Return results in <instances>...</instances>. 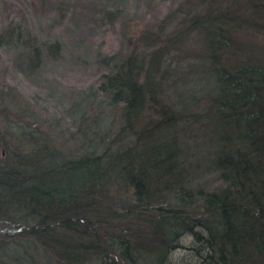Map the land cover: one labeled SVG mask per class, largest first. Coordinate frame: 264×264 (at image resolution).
<instances>
[{
	"label": "trees",
	"instance_id": "obj_1",
	"mask_svg": "<svg viewBox=\"0 0 264 264\" xmlns=\"http://www.w3.org/2000/svg\"><path fill=\"white\" fill-rule=\"evenodd\" d=\"M25 27L0 42L37 69L61 44ZM139 38L72 104L74 145L0 140V264H264V0H181Z\"/></svg>",
	"mask_w": 264,
	"mask_h": 264
},
{
	"label": "rangeland",
	"instance_id": "obj_2",
	"mask_svg": "<svg viewBox=\"0 0 264 264\" xmlns=\"http://www.w3.org/2000/svg\"><path fill=\"white\" fill-rule=\"evenodd\" d=\"M10 1L0 0V33L5 22L21 23L36 36L37 44L47 42L51 45L57 40L61 44L59 52L52 46L44 48L37 69H29L24 62L16 59L18 50L13 44L0 42V140H4V145L14 150L26 137L35 135L49 137L62 148L74 145L75 141L70 137L74 127L71 123V116L74 115L72 104L78 105L82 101L84 105L90 104L91 89L97 88L96 81L109 69V62L115 57L122 59L132 53L140 44L142 32L146 29L152 32L157 23L167 18L181 2L19 0L22 6L14 4L15 7L10 8L6 4ZM59 5L67 8L62 10L58 8ZM246 35L241 40L247 45L251 42L253 46L262 45L259 39ZM141 47L138 45L136 52ZM191 47L189 44V47L179 52L182 57L185 56L181 59L186 61L177 67L186 80L187 72L193 76V69L189 68L188 62L196 66V61L188 60L194 56ZM163 69L158 63L152 71L158 72L160 76ZM8 90L12 97L10 93L4 94ZM84 105L80 108H85ZM118 110L115 107L110 112L109 123L116 121L113 129L122 122L118 121ZM2 150L6 152L4 147ZM184 242L188 243L189 239ZM27 251H34L33 254L38 252L31 246H28ZM183 252L180 249L176 255Z\"/></svg>",
	"mask_w": 264,
	"mask_h": 264
}]
</instances>
